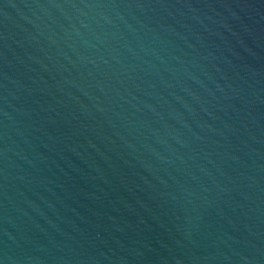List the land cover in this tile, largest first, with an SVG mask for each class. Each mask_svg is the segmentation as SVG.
I'll return each instance as SVG.
<instances>
[{"label":"water","instance_id":"water-1","mask_svg":"<svg viewBox=\"0 0 264 264\" xmlns=\"http://www.w3.org/2000/svg\"><path fill=\"white\" fill-rule=\"evenodd\" d=\"M0 264H264V0H0Z\"/></svg>","mask_w":264,"mask_h":264}]
</instances>
